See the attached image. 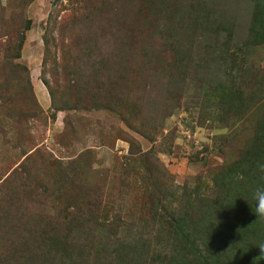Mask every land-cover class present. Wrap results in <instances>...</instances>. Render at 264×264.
I'll return each mask as SVG.
<instances>
[{
  "label": "rangeland",
  "instance_id": "rangeland-1",
  "mask_svg": "<svg viewBox=\"0 0 264 264\" xmlns=\"http://www.w3.org/2000/svg\"><path fill=\"white\" fill-rule=\"evenodd\" d=\"M144 1L0 0V206L11 188L16 206L28 202L27 212L25 206L23 211L32 216L27 222L35 225L33 229L63 233L65 216L78 214L66 208L63 198L83 194L82 201L94 204L90 221L81 220L78 245L84 249L104 241L100 236L108 232L138 229L144 215L146 193L137 178L131 177L127 186L122 183L127 138L135 139L142 151L151 150L171 187L186 186L200 196L209 189V171L222 163L223 142L227 144L225 151L237 154L255 118L248 114L249 99L244 107L229 108L211 91L205 95L198 87L203 73L207 77L220 73L222 79L232 82L230 74L220 68L225 65L228 71V61L214 60L220 71L213 63L200 61L214 41L208 35L193 36L195 29L204 26L202 10L194 21L184 18L191 26L185 33L179 29L161 36L159 42H150L156 52L150 49L147 55L128 58L124 52L128 41L135 46L148 42L149 35L143 30L146 26L142 25L153 22L143 16L142 9L152 11L153 4L149 0L143 5ZM177 1L162 2L165 7H176ZM192 2L187 1L189 5ZM211 2L215 8L217 3ZM158 3V8H163L161 0ZM218 4L221 11L216 9V20L221 18L226 24L233 43L243 42L254 13L251 3L218 0ZM176 10V14L161 16L164 33L166 24L178 23L183 17ZM20 33L24 38L19 57H14L13 47ZM226 34L222 30L218 38L224 40ZM230 47L233 49L232 44ZM244 52L248 56L241 77L247 91L252 92L258 87L260 74L264 80V44L244 48ZM181 56L188 60L185 84L176 81L180 73L166 65L170 60L175 65ZM256 73L259 75L254 77ZM211 83L209 79L206 85ZM113 100L121 111L127 103L131 105L138 111L140 126L155 128L157 134L148 140L128 129L119 114L105 106ZM241 112L245 116L238 123ZM225 122L237 123L236 130L223 127ZM183 130L188 135L183 136ZM27 154L30 157L24 158ZM25 170L32 174L29 201L22 188ZM9 174L12 181L5 185ZM41 184L46 190L35 193ZM55 190L62 197L59 202L52 195ZM128 220L133 227L126 230ZM25 229L28 234V226ZM15 232L23 233L18 224L9 230L0 227V264H12L4 241Z\"/></svg>",
  "mask_w": 264,
  "mask_h": 264
},
{
  "label": "trees",
  "instance_id": "trees-1",
  "mask_svg": "<svg viewBox=\"0 0 264 264\" xmlns=\"http://www.w3.org/2000/svg\"><path fill=\"white\" fill-rule=\"evenodd\" d=\"M150 1L153 4L150 7L152 11L149 8L142 9L143 16L150 18L153 22L146 21L142 25L146 26L143 30L149 35L148 42L135 46L128 41L124 48L128 58L131 60L138 55H147L150 49L156 52L149 44L150 42L157 40L159 42L161 36H170L179 29L184 30L185 33L191 26L184 18L194 21L197 18L195 16L202 10L201 21L204 26L201 29H195L193 36L208 35L214 41L210 43L208 50L202 53L200 61L205 65L210 62L215 65L216 59L225 64L228 61L230 63L228 71L225 65H220V68L230 74L232 82L222 79L220 73L212 74L213 77H207L203 73V81L198 83V87L203 92L211 91L219 103L226 104L229 108L244 107L246 100H250L248 114L255 115V118L251 127L248 128L247 139L235 155L225 151L227 144L223 142L222 163L209 171V189H205L206 192L198 196L197 192L191 191V188L186 186L171 187L167 174L158 167L157 159L151 150L142 151L135 139L127 138L128 148L124 163L126 172H124L122 183L123 186H127L130 184L131 177L137 178L141 185L140 189L145 190L146 193L144 215L142 218L138 217V219L141 218L137 225L138 229L129 231L128 229L133 226L128 220L124 226L128 231L108 232L100 236L104 238V241L88 245L86 249L78 245L82 234L80 225L82 219L86 222L90 221L89 213L93 210L94 204L82 201L83 194H67V197L63 198L66 208L75 209L78 214L71 217L65 216L66 221L62 223L66 230L61 233L56 230L33 229L35 225L32 223L30 226L27 222H31L32 216H27L23 211L25 206L27 212L26 203L28 202H23L22 206L21 204L16 206L12 201L11 188L7 187L8 192L5 194L7 200L4 204L2 201L0 206V227L9 230L14 229L15 224H18L23 231V233L15 232L14 236L10 235L9 241H4L6 252H10L9 260L12 264H80L83 258L86 261L82 264H264V253H261L259 248L264 245V218L255 216L253 199L255 189L264 186V80L261 74H254V77L259 75L260 80L257 82L256 90L251 92L247 91L241 77V74L245 72L244 65L248 56L244 48L264 44V0H245L251 3L254 13L251 15L246 39L235 43L222 19L216 20V13L221 11L218 0H213L217 3L215 8L211 0H184L183 5H181L183 0H178L174 2L178 4L175 5L176 7L171 5L165 7L161 0L163 8L161 6L158 8L159 0ZM187 1H194L192 4L196 2V8H193L192 4L189 5ZM148 4L149 0L143 3V5ZM185 5L187 8L183 9ZM176 8L183 17L180 15L181 20L178 23L166 24L168 29L164 33L161 29V16L164 13L176 14ZM182 20L185 21L184 26L181 24ZM222 30L227 31L224 40L218 38ZM248 34L251 35L250 40ZM129 35L131 39L132 35L130 33ZM177 35L181 38L179 33ZM23 38V33L16 38L13 47L14 57H19ZM231 44L233 49L230 47ZM206 54L212 57L209 55L206 57ZM176 61V66L174 60L166 62V65L169 69L177 70L176 74H180L176 81L185 84L188 60L181 56ZM215 66L217 71H220L219 66ZM178 69L182 71L179 72ZM209 79H212L213 84L206 85ZM48 93L51 95L50 90ZM109 100L111 99L107 101ZM113 102L115 100L112 103H106L105 106L108 110L117 112L128 129L148 140H151L154 133L157 134L155 128L146 130L140 126L141 122L136 120L138 111H135L127 102V108L124 111H121L119 105L116 106ZM244 116L241 112L240 118L237 119L238 123H241ZM236 125L237 123L225 122L223 127H227L232 132L236 130ZM24 164L25 162L21 164V167ZM23 174L24 177L21 178L23 193L24 197L26 196L25 199L29 201L32 199L30 191L33 190V186L29 184L32 174H28L26 170ZM10 177L12 174H9V178L5 180V185H10L12 181L8 180ZM69 179L72 180V178ZM35 190L43 193L46 188L41 184L36 186ZM57 192L55 190L52 195L59 202L62 197L56 195ZM25 226H28V234Z\"/></svg>",
  "mask_w": 264,
  "mask_h": 264
},
{
  "label": "clouds",
  "instance_id": "clouds-1",
  "mask_svg": "<svg viewBox=\"0 0 264 264\" xmlns=\"http://www.w3.org/2000/svg\"><path fill=\"white\" fill-rule=\"evenodd\" d=\"M253 199L255 201V216L264 218V186L255 189ZM259 248L261 253H264V245H261Z\"/></svg>",
  "mask_w": 264,
  "mask_h": 264
},
{
  "label": "built area",
  "instance_id": "built-area-1",
  "mask_svg": "<svg viewBox=\"0 0 264 264\" xmlns=\"http://www.w3.org/2000/svg\"><path fill=\"white\" fill-rule=\"evenodd\" d=\"M182 134H183V136L188 135L187 130H183V131H182Z\"/></svg>",
  "mask_w": 264,
  "mask_h": 264
}]
</instances>
